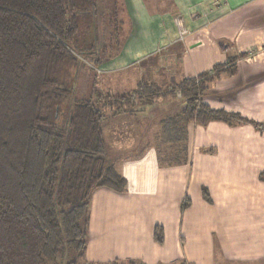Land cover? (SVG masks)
Masks as SVG:
<instances>
[{
    "label": "crops",
    "instance_id": "obj_1",
    "mask_svg": "<svg viewBox=\"0 0 264 264\" xmlns=\"http://www.w3.org/2000/svg\"><path fill=\"white\" fill-rule=\"evenodd\" d=\"M120 1L144 9L149 3L157 32L148 36L152 51L132 55L125 47L120 58L97 71L116 77L111 89L121 90L109 93L132 92L140 83L161 89L212 73L202 101L235 117L204 125L185 121L184 157L164 160L153 142L168 119L163 115L172 112L157 106L173 108L174 101L175 108L180 102L175 115L181 116L185 102L178 95L137 104L133 112L109 113L102 128L107 159L127 186L123 192L93 191L84 260L264 264V130L259 129L264 122V0ZM141 18L150 30L146 12ZM176 18L189 32L183 41ZM253 48L259 51L248 56ZM141 52L146 53L139 58ZM185 52L188 65L181 57ZM228 60L233 65L225 69ZM153 127L159 130L152 132Z\"/></svg>",
    "mask_w": 264,
    "mask_h": 264
},
{
    "label": "trees",
    "instance_id": "obj_2",
    "mask_svg": "<svg viewBox=\"0 0 264 264\" xmlns=\"http://www.w3.org/2000/svg\"><path fill=\"white\" fill-rule=\"evenodd\" d=\"M82 8L80 0H0V264H89L91 195L127 186L107 159L105 109L133 112L178 95L184 121L235 117L202 101L208 73L172 81L167 92L140 83L132 92L106 93L104 109L87 99L68 107L71 91L58 74L76 60L70 45L90 18Z\"/></svg>",
    "mask_w": 264,
    "mask_h": 264
},
{
    "label": "rangeland",
    "instance_id": "obj_3",
    "mask_svg": "<svg viewBox=\"0 0 264 264\" xmlns=\"http://www.w3.org/2000/svg\"><path fill=\"white\" fill-rule=\"evenodd\" d=\"M80 4L83 7L82 17L90 16V18L86 21L87 25L86 23L81 24V27L86 25L84 32H81L70 45V49L76 57L75 62L66 63L62 67L58 74V80L71 91V96L66 103L68 107L75 100L87 99L93 102L97 101V105L101 109H104L105 104L108 102L105 96L106 93L121 89L116 87L115 90L111 89L115 86L111 84H113L112 82L116 77H111L108 74L102 75L101 73V75H99L97 71H103V67L109 63L107 61L120 58V56L124 54L125 47L129 48L128 44H130V42H133V46L129 48V51H127L126 48L127 54L135 55L137 51H152L149 44L151 40L148 39V36L157 32L155 25H153V7L149 6V3L146 4L147 7L145 6V9L136 6L126 7L120 0H80ZM145 12L150 22L148 24L152 26L150 30L144 26L141 20V16ZM175 23L178 26V18H176ZM178 28L179 31L182 26ZM186 50L188 51V48ZM257 51H259L258 48H253L247 55L252 56ZM143 53L146 52H141L138 57L140 58L145 55ZM181 57L185 64H190V54L188 52H185ZM232 63L231 60L226 61L224 64V66H226L224 68H230L233 65ZM211 74L212 73H209L207 75V80L210 78ZM156 79H162V77ZM165 86L166 87L160 90L167 92L172 88L171 82L167 83ZM99 95H101L102 98H99ZM178 98L183 100L181 97ZM64 102L65 100L63 104H65ZM170 104H172L173 108H165L166 106L162 107L163 104L157 106L162 110H167L165 114L169 113V109L172 113L163 115L168 119L166 120L165 118L166 121L161 126L160 135L154 139L156 143L153 142L156 146L158 155L164 160H175L183 158L185 155L184 125L186 122L183 120L182 116L175 115L180 109V102H177L175 108L174 104L176 105V103H174V101ZM174 109L176 111H174ZM105 111L106 113L102 121L103 128L105 123L109 120L108 110L105 109ZM63 113V110L59 111L61 116ZM236 117H238V115H236ZM259 129L264 130V122L260 124ZM155 130L159 129L153 127L152 132ZM109 134L112 133L109 132ZM114 136L116 137V134H114ZM107 139L108 138H106V141ZM112 140H114L113 136ZM108 144L110 145L109 140ZM162 253L164 257H167L166 253Z\"/></svg>",
    "mask_w": 264,
    "mask_h": 264
},
{
    "label": "built area",
    "instance_id": "obj_4",
    "mask_svg": "<svg viewBox=\"0 0 264 264\" xmlns=\"http://www.w3.org/2000/svg\"><path fill=\"white\" fill-rule=\"evenodd\" d=\"M180 19H179V24L178 27H181L182 24H180ZM179 32V40L183 41L185 39V37L189 34V32L182 26V28L178 31ZM251 51V50H250ZM249 51V52H250Z\"/></svg>",
    "mask_w": 264,
    "mask_h": 264
}]
</instances>
